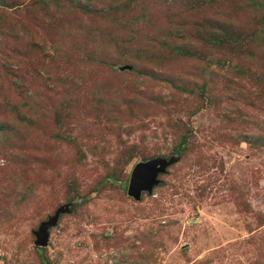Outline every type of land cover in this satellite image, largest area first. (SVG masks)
Here are the masks:
<instances>
[{"label": "rangeland", "instance_id": "obj_1", "mask_svg": "<svg viewBox=\"0 0 264 264\" xmlns=\"http://www.w3.org/2000/svg\"><path fill=\"white\" fill-rule=\"evenodd\" d=\"M0 264H264V0H0Z\"/></svg>", "mask_w": 264, "mask_h": 264}, {"label": "water", "instance_id": "obj_2", "mask_svg": "<svg viewBox=\"0 0 264 264\" xmlns=\"http://www.w3.org/2000/svg\"><path fill=\"white\" fill-rule=\"evenodd\" d=\"M166 164L160 160H151L142 165H136L130 171L126 194L132 197L134 200L139 199L141 191H150L151 186L155 183V177L164 171ZM62 209H58L55 214L46 222L40 223L36 232L34 233L36 247H44L47 241L46 229L53 226L57 219L58 213H61Z\"/></svg>", "mask_w": 264, "mask_h": 264}]
</instances>
